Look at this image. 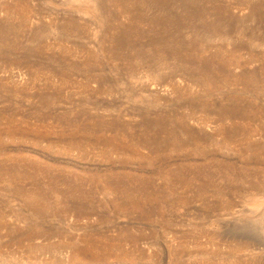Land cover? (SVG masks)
<instances>
[{
    "label": "rangeland",
    "instance_id": "1",
    "mask_svg": "<svg viewBox=\"0 0 264 264\" xmlns=\"http://www.w3.org/2000/svg\"><path fill=\"white\" fill-rule=\"evenodd\" d=\"M0 264H264V0H0Z\"/></svg>",
    "mask_w": 264,
    "mask_h": 264
},
{
    "label": "bare ground",
    "instance_id": "2",
    "mask_svg": "<svg viewBox=\"0 0 264 264\" xmlns=\"http://www.w3.org/2000/svg\"><path fill=\"white\" fill-rule=\"evenodd\" d=\"M244 250H246V249H244Z\"/></svg>",
    "mask_w": 264,
    "mask_h": 264
}]
</instances>
